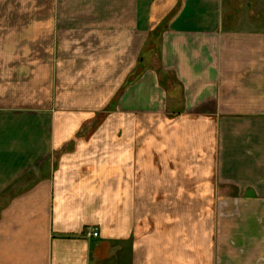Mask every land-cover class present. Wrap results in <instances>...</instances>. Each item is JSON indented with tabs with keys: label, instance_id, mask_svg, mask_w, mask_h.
Wrapping results in <instances>:
<instances>
[{
	"label": "crops",
	"instance_id": "crops-1",
	"mask_svg": "<svg viewBox=\"0 0 264 264\" xmlns=\"http://www.w3.org/2000/svg\"><path fill=\"white\" fill-rule=\"evenodd\" d=\"M0 264H264V0H0Z\"/></svg>",
	"mask_w": 264,
	"mask_h": 264
},
{
	"label": "built area",
	"instance_id": "built-area-1",
	"mask_svg": "<svg viewBox=\"0 0 264 264\" xmlns=\"http://www.w3.org/2000/svg\"><path fill=\"white\" fill-rule=\"evenodd\" d=\"M88 237H92V238H97L99 236V232L98 230L94 229V230H90L87 232L86 234Z\"/></svg>",
	"mask_w": 264,
	"mask_h": 264
},
{
	"label": "rangeland",
	"instance_id": "rangeland-1",
	"mask_svg": "<svg viewBox=\"0 0 264 264\" xmlns=\"http://www.w3.org/2000/svg\"><path fill=\"white\" fill-rule=\"evenodd\" d=\"M152 46V45H151Z\"/></svg>",
	"mask_w": 264,
	"mask_h": 264
}]
</instances>
